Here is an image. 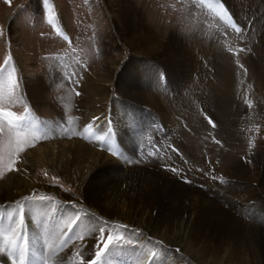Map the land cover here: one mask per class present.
Segmentation results:
<instances>
[{"label": "rangeland", "instance_id": "1", "mask_svg": "<svg viewBox=\"0 0 264 264\" xmlns=\"http://www.w3.org/2000/svg\"><path fill=\"white\" fill-rule=\"evenodd\" d=\"M262 16L264 0H0V107L17 115L24 114L27 108L36 124L34 130L42 139L47 124L55 126L56 122V127L66 131L78 116L75 110L89 107L90 97L81 90L77 79L105 67L106 77L114 83L127 77L130 86L138 89L141 78L158 95L168 117L164 120L159 112L144 107L133 95L121 97L116 91L112 95L111 88L109 99L114 97L124 104V114L137 112L145 117L139 124L145 132L140 131L136 151H124L125 162L131 166L142 163L147 170L163 171L169 179L202 192L243 225H263ZM137 21L140 24L134 27ZM236 28L241 31L236 32ZM149 32L152 40L163 44L178 32L205 39L207 45L221 52L227 79L218 77L216 64L195 44L191 55L202 68L183 71L169 53L141 38ZM71 77L76 78L77 85L71 82ZM36 78L49 85L44 95L48 107L32 103L28 96L25 83ZM220 104H225L223 110ZM52 107L55 112H61L60 117ZM205 115L214 120L215 128L207 123ZM108 117L111 119L109 114ZM223 117L229 120L230 128L223 126ZM31 146L17 154L16 171L20 170L22 156ZM232 160L251 164L260 176L255 181L229 177L222 167L230 161L233 163ZM6 172L9 171L5 170L2 176ZM28 174L35 183L57 187V197L62 201L63 195L75 197L73 193H77V187L45 161L35 160ZM238 184L241 187L236 189ZM25 198L41 203L54 196L35 186ZM70 205L77 207L73 202ZM102 226L119 239L116 247L119 249L134 248L136 242L150 237L141 228L126 223L114 221ZM127 229L136 234L135 241L127 236ZM139 255L143 254L116 258L126 259L128 264H142L146 256Z\"/></svg>", "mask_w": 264, "mask_h": 264}, {"label": "bare ground", "instance_id": "2", "mask_svg": "<svg viewBox=\"0 0 264 264\" xmlns=\"http://www.w3.org/2000/svg\"><path fill=\"white\" fill-rule=\"evenodd\" d=\"M258 19L261 22V17ZM139 24V21L133 23L134 27ZM151 37L149 32L141 38L169 53L183 71L202 68L191 55L195 44L216 64L218 77L226 78L221 52L207 45L205 39L178 32L163 44ZM100 70L94 69L91 76L81 73L84 78L77 79L81 90L87 91L90 105L75 110L78 116L73 118L68 130L56 127V122L55 126L47 124L42 139L36 140L23 154L20 170L0 176V246L10 247L13 240L18 245L26 244V264H44L45 260L47 264H82V261L87 264L96 250L99 227L115 221L141 228L150 237L136 242L134 248H114L107 257L110 264H128L126 259L117 261L118 256L135 258L139 253L146 256L142 264H149L150 259L151 264H264V224L243 225L202 192L169 179L163 171L147 170L142 163L131 166L125 162L124 151H136L140 131L145 132L139 125L145 117L137 112L124 114V104L114 97L109 99L111 88L112 95L116 91L121 97L134 96L144 107L154 108L164 120L168 111L145 80L140 78V88L135 89L127 77H120L114 83L106 77V67ZM70 80L76 84L75 77ZM25 85L32 103L48 107L44 95L49 85L45 80L36 78ZM222 105H218L221 110L225 104ZM55 113L61 116V112ZM221 121L226 129L230 128L228 119L223 117ZM35 160L45 161L73 183L77 187L75 197L63 195L62 201L57 197V187L35 183L28 174ZM124 163L127 166L123 167ZM230 163L222 170L231 178L255 181L260 176L251 164ZM35 186L54 199L47 198L41 203L25 200ZM260 187L264 191V168ZM71 202L77 207L71 206ZM77 214L79 220L73 224ZM127 236L136 240V234L128 229ZM5 252L0 253V264H11Z\"/></svg>", "mask_w": 264, "mask_h": 264}, {"label": "snow or ice", "instance_id": "3", "mask_svg": "<svg viewBox=\"0 0 264 264\" xmlns=\"http://www.w3.org/2000/svg\"><path fill=\"white\" fill-rule=\"evenodd\" d=\"M240 31V28H236V32L239 33ZM10 58L8 57V59ZM10 80L15 85L14 78L10 77ZM205 119L213 128L216 127L214 120L210 116L205 115ZM34 129H36V124L29 116L27 108H25L24 114L17 115L12 111L0 107V137H3L0 140V152L5 153V155H0V175H3L5 170L16 171L17 169L14 168V164L16 163L17 154L24 151L25 147L31 146L33 141L40 139V136ZM97 139L102 138L97 137ZM214 142L221 144L219 140H215ZM173 150L178 152V149ZM173 171L175 170L173 169ZM24 199L27 200V198ZM78 220L79 215L77 214L76 220H73L72 223L75 224ZM98 231L100 236L96 242V250L93 257L87 261V264H110L107 257L117 247L119 239L112 232H107L105 226L99 227ZM137 232L139 233V230ZM12 234L15 235V229H13ZM5 251L11 264H26L28 260V248L26 244L18 245L13 240L11 246L7 247V249L0 246V253H4ZM44 264H47L46 260ZM149 264H151V259Z\"/></svg>", "mask_w": 264, "mask_h": 264}]
</instances>
